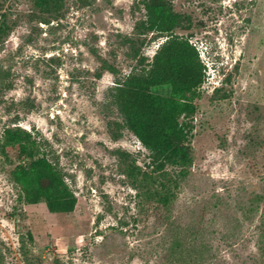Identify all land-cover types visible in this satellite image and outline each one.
I'll list each match as a JSON object with an SVG mask.
<instances>
[{
  "label": "rangeland",
  "instance_id": "1",
  "mask_svg": "<svg viewBox=\"0 0 264 264\" xmlns=\"http://www.w3.org/2000/svg\"><path fill=\"white\" fill-rule=\"evenodd\" d=\"M171 8L206 68L184 177L150 165L113 102L167 40L136 30L140 0H63L50 15L0 0V264H264V0ZM17 128L62 172L73 213L26 202L12 173L32 160L3 149Z\"/></svg>",
  "mask_w": 264,
  "mask_h": 264
},
{
  "label": "trees",
  "instance_id": "2",
  "mask_svg": "<svg viewBox=\"0 0 264 264\" xmlns=\"http://www.w3.org/2000/svg\"><path fill=\"white\" fill-rule=\"evenodd\" d=\"M44 15L62 9L63 0H32ZM172 0H140L146 19L136 25L140 34L154 33L167 40L151 62L142 58L143 68L118 82L112 91L113 102L123 118L124 129L131 132L150 152V165L158 172L168 167L187 174L192 164L188 146L193 126L190 120L196 113L194 100L206 80V68L200 53L189 39L175 36V16ZM44 23H49L44 18ZM0 28V38H1ZM130 43L131 40H129ZM170 87L171 95L163 96L154 89ZM181 118L184 120L181 122ZM117 135L114 136L116 139ZM3 149L12 148L32 162L12 173L13 181L22 188L30 205L45 202L51 213H73L77 198L64 182L62 172L45 157H38L32 134L17 128L5 130ZM157 194L156 190L154 195ZM167 203L166 196H159Z\"/></svg>",
  "mask_w": 264,
  "mask_h": 264
}]
</instances>
